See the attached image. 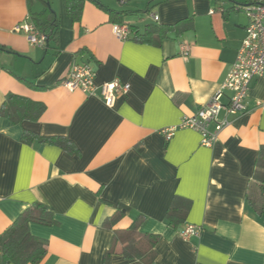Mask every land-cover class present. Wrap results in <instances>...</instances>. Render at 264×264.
<instances>
[{
    "label": "crops",
    "instance_id": "0c3cea01",
    "mask_svg": "<svg viewBox=\"0 0 264 264\" xmlns=\"http://www.w3.org/2000/svg\"><path fill=\"white\" fill-rule=\"evenodd\" d=\"M47 1L57 33L35 47L14 28L45 5L0 0V46L7 50L0 51V237L40 203L54 222L28 225L46 243L39 264H264V188L255 177L264 146V110L255 104H264V80L251 82L246 111L229 117L211 148L190 129H176L169 141L161 133L177 128L222 86L245 36L247 21L231 18L240 4L86 0L74 21L66 0ZM183 21L185 28L159 44L132 38L146 26ZM113 24L127 25L131 36L117 39ZM73 64H88L96 85L116 79L129 91L112 108L99 95L70 93L61 84ZM10 94L42 104L38 120L13 123L2 114ZM25 132L62 138L68 150L27 142ZM172 205L182 211L169 221ZM116 213L120 218L106 224ZM187 224L201 232L183 240L177 234ZM130 227L156 237L153 256L120 253L115 234Z\"/></svg>",
    "mask_w": 264,
    "mask_h": 264
},
{
    "label": "built area",
    "instance_id": "2783aa9c",
    "mask_svg": "<svg viewBox=\"0 0 264 264\" xmlns=\"http://www.w3.org/2000/svg\"><path fill=\"white\" fill-rule=\"evenodd\" d=\"M236 11L243 12L246 17L245 36L222 86L195 114L184 116L177 128L161 131L166 141L171 140L176 129H190L200 135L201 146L211 148L223 129L229 125V117L246 111V98L251 82L255 79L264 80V0H245V4L236 6ZM213 13V10L209 11L210 15ZM153 19L157 21L158 17L153 16ZM14 32L22 33L31 46L46 45L47 36L38 31L29 18L16 26ZM112 33L119 40H126L131 36L130 28L124 24H113ZM186 48H181L183 55L187 54ZM70 67L61 84L70 93L80 91L87 96L99 95L103 105L112 108L117 96L125 95L129 91L128 84H121L116 79L96 85L95 73L88 64H73ZM225 92L230 94L227 104L222 102ZM255 106L264 110V104L260 102ZM200 232L199 226L187 224L177 235L188 240L197 237Z\"/></svg>",
    "mask_w": 264,
    "mask_h": 264
},
{
    "label": "trees",
    "instance_id": "16d2710c",
    "mask_svg": "<svg viewBox=\"0 0 264 264\" xmlns=\"http://www.w3.org/2000/svg\"><path fill=\"white\" fill-rule=\"evenodd\" d=\"M29 1V0H28ZM45 5L44 10L39 14H32L31 21L38 31L47 36V42L53 40L56 36V21L47 0H39ZM86 0H66V14L78 21L81 15L83 2ZM100 6L95 0H87ZM187 21L179 22L174 26L154 27L146 26L143 35L134 34L133 40L142 43L159 44L166 39L169 34H178L181 29L185 28ZM0 51H7L0 46ZM42 104L28 102L25 98L10 94L1 106V113L4 114L13 123H20L24 120L37 121L44 111ZM23 139L27 142L38 140L44 143L54 144L63 150H68L69 143L62 138H40L30 133H23ZM255 177L264 188V146L260 148L255 163ZM175 200V199H174ZM173 200V203H174ZM252 205V204H251ZM255 204H253V207ZM182 209H175L172 205L167 213V218L172 221L173 218L181 214ZM120 213H116L106 220V224H113L120 218ZM53 218L48 208L40 203H34L25 209L6 232L0 237V264H39L46 255V243L44 240L33 237L28 231L30 223L41 225L53 224ZM149 239V246L142 243L143 239ZM121 242L122 248L120 253L125 258L134 257L143 258L153 256L152 247L156 242V237H149L138 234L130 227L124 232L115 234V242ZM109 252L107 253V255Z\"/></svg>",
    "mask_w": 264,
    "mask_h": 264
},
{
    "label": "rangeland",
    "instance_id": "374dc122",
    "mask_svg": "<svg viewBox=\"0 0 264 264\" xmlns=\"http://www.w3.org/2000/svg\"><path fill=\"white\" fill-rule=\"evenodd\" d=\"M209 2H211L212 4V7H214V2L215 0H208ZM227 1H233L235 2L236 4H245V0H227ZM231 18L232 19H235L236 21H238L240 24H246V17L244 16L243 12L241 11H238V12H235V11H232L231 12Z\"/></svg>",
    "mask_w": 264,
    "mask_h": 264
}]
</instances>
